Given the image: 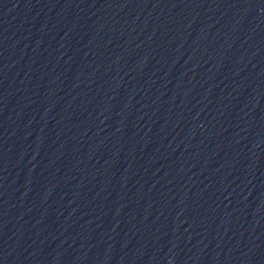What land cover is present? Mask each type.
I'll return each instance as SVG.
<instances>
[{"label":"water","instance_id":"1","mask_svg":"<svg viewBox=\"0 0 264 264\" xmlns=\"http://www.w3.org/2000/svg\"><path fill=\"white\" fill-rule=\"evenodd\" d=\"M0 264H264V0H0Z\"/></svg>","mask_w":264,"mask_h":264}]
</instances>
